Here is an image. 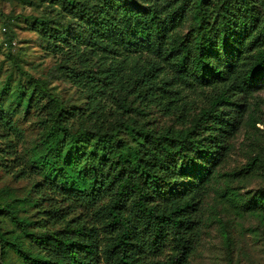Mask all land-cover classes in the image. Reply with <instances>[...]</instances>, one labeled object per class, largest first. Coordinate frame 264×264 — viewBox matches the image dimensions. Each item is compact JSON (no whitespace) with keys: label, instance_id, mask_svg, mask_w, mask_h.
I'll list each match as a JSON object with an SVG mask.
<instances>
[{"label":"trees","instance_id":"16d2710c","mask_svg":"<svg viewBox=\"0 0 264 264\" xmlns=\"http://www.w3.org/2000/svg\"><path fill=\"white\" fill-rule=\"evenodd\" d=\"M50 1L65 18L82 24L80 39L87 46L122 61L130 54L150 57L131 86L135 97L155 99L165 114L177 113L182 126L155 129L147 121L137 126L122 118L127 105L120 100L110 128L81 126L73 132L63 102L46 83L30 78L29 90L13 99L25 110L45 109L33 166L53 197L45 191L39 197L35 219L0 203V218L16 228H0V264H8L7 251L21 264H188L204 222L212 171L241 125L246 99L264 84V0H180L164 8L137 0ZM187 13L190 27L181 35L176 29ZM34 24L43 35L56 36L48 23ZM116 64L97 81L120 77L121 63ZM163 66L168 77L159 75ZM195 88H215L197 112L191 103L178 105L181 90ZM13 99L7 108L0 99L2 125L11 122ZM9 136L0 139L11 157ZM261 167L263 159L255 156L239 174ZM249 204V211L264 212V192ZM78 211L86 214L75 216Z\"/></svg>","mask_w":264,"mask_h":264},{"label":"rangeland","instance_id":"374dc122","mask_svg":"<svg viewBox=\"0 0 264 264\" xmlns=\"http://www.w3.org/2000/svg\"><path fill=\"white\" fill-rule=\"evenodd\" d=\"M137 1L158 8L180 3ZM97 4L101 7L103 1ZM64 15L50 0H0V99L4 108L14 96L29 90V80L33 78L46 83L50 93L63 102L69 116L66 123L73 132L81 126L110 128L119 115L120 100L127 105L122 118L133 120L137 126L147 124L145 121L155 129L182 126L177 113L165 114L155 99L135 97L131 86L137 74L153 61L150 57L130 54L122 61L95 50L80 39L85 35L82 24ZM35 20L48 23L56 36L43 35ZM190 23L191 14L187 13L177 33L186 34ZM116 63H121V76L99 83V73L111 65L118 67ZM163 67L159 75L168 77V68ZM214 92L215 88L181 90L178 105L191 103L192 111L197 112ZM15 102L13 99L15 111L10 124H0V137L10 134L9 145L15 150V156L9 157V146L0 139V203L13 204L19 217L35 219L39 217L35 208L39 197L44 191L53 197L43 175L33 166L35 155L41 152V117L45 109L38 106L25 110ZM245 104L246 112L228 142L225 158L212 171L214 177L203 201L204 222L188 264H264V212L248 210L252 197L264 192V167L249 175L239 174L255 156L264 161V84ZM21 171L26 172L24 177L19 176ZM40 204L47 209L48 202ZM85 214L78 211L75 216ZM0 228L16 230L7 217L0 218ZM5 260L21 264L11 251H7Z\"/></svg>","mask_w":264,"mask_h":264},{"label":"built area","instance_id":"2783aa9c","mask_svg":"<svg viewBox=\"0 0 264 264\" xmlns=\"http://www.w3.org/2000/svg\"><path fill=\"white\" fill-rule=\"evenodd\" d=\"M3 31H6V29H5V28H3Z\"/></svg>","mask_w":264,"mask_h":264}]
</instances>
